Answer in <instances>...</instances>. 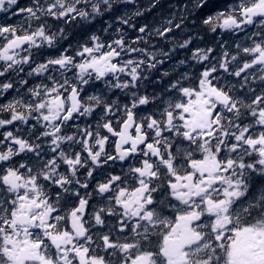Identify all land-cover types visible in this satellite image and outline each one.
Returning <instances> with one entry per match:
<instances>
[{
    "label": "snow or ice",
    "instance_id": "6c2138e0",
    "mask_svg": "<svg viewBox=\"0 0 264 264\" xmlns=\"http://www.w3.org/2000/svg\"><path fill=\"white\" fill-rule=\"evenodd\" d=\"M0 264H264V0H0Z\"/></svg>",
    "mask_w": 264,
    "mask_h": 264
}]
</instances>
